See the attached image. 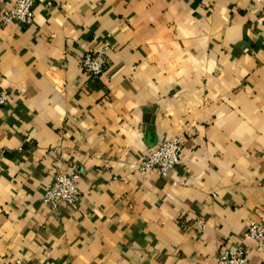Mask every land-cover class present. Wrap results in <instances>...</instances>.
Returning <instances> with one entry per match:
<instances>
[{
	"label": "crops",
	"instance_id": "crops-1",
	"mask_svg": "<svg viewBox=\"0 0 264 264\" xmlns=\"http://www.w3.org/2000/svg\"><path fill=\"white\" fill-rule=\"evenodd\" d=\"M102 43L94 78L80 52ZM1 90L0 264H264L246 235L264 218L256 0H36L0 27ZM180 133L170 176L138 169ZM54 162L81 174L75 205L42 202Z\"/></svg>",
	"mask_w": 264,
	"mask_h": 264
},
{
	"label": "built area",
	"instance_id": "built-area-1",
	"mask_svg": "<svg viewBox=\"0 0 264 264\" xmlns=\"http://www.w3.org/2000/svg\"><path fill=\"white\" fill-rule=\"evenodd\" d=\"M260 5V14L264 17V0H256ZM36 0H15L0 16V27L11 22L31 24L34 17ZM50 4V1H47ZM109 49L107 43L82 50L79 57V65L91 77L100 76L105 66L103 56ZM8 100V94L0 91V105ZM185 134L180 133L164 140L158 146L150 149L138 164L142 172L155 171L161 177L166 178L180 162L183 150ZM0 151H2L0 146ZM54 175L50 184L42 192V202L52 209L61 206L75 205L80 199L79 182L81 174L74 166L60 169L57 162L53 163ZM246 235L254 239L260 247H264V218L260 220H248ZM245 251L242 249H221L216 258V264H246ZM12 264V263H8Z\"/></svg>",
	"mask_w": 264,
	"mask_h": 264
}]
</instances>
